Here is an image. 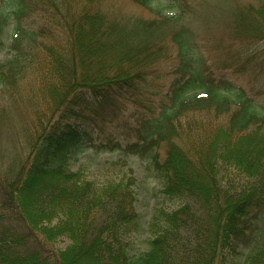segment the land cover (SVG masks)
Returning <instances> with one entry per match:
<instances>
[{
  "label": "trees",
  "instance_id": "trees-1",
  "mask_svg": "<svg viewBox=\"0 0 264 264\" xmlns=\"http://www.w3.org/2000/svg\"><path fill=\"white\" fill-rule=\"evenodd\" d=\"M108 1L0 0V91L25 93L34 117L25 161H0V264H264V104L226 76L240 54L214 69L194 0H134L152 17ZM231 8L226 39L264 42V0ZM128 105L136 124L105 133ZM89 145L150 162L165 202L146 249L134 169L120 157L99 180L73 170Z\"/></svg>",
  "mask_w": 264,
  "mask_h": 264
},
{
  "label": "rangeland",
  "instance_id": "rangeland-1",
  "mask_svg": "<svg viewBox=\"0 0 264 264\" xmlns=\"http://www.w3.org/2000/svg\"><path fill=\"white\" fill-rule=\"evenodd\" d=\"M239 1L243 4V2L250 0ZM236 2L237 0H194V6L192 5L191 13H189L187 19L189 24L206 40V42L202 41L201 43L205 47L215 49V51L211 52V57L214 56L215 58V61L212 62L215 70L218 67L215 63L222 64L221 62L226 56L228 59L232 52L238 51L241 58L229 59L226 62V65L230 64V70L225 72L226 76L237 85L244 87L256 101L264 104V71L262 69L263 66L260 64L262 62L260 54L263 52L264 42L250 43L242 40L241 42L232 43L231 39L228 37L226 39L234 14L231 6ZM106 4L109 9L112 7L115 15L132 17L141 14L145 17L154 16L151 11L140 6L134 0H109ZM163 4L166 5L167 0H164ZM4 56L0 55L2 58ZM174 63L176 64V62ZM242 63L245 64L243 70L236 73L235 71L239 70ZM166 77V82L168 83L169 77ZM29 79L32 80L33 78ZM25 84L26 81L23 84V88L20 89L21 91H24ZM8 93L11 92L8 91ZM22 95L23 97L16 95L14 99H11L10 96L12 95L9 96L0 91V107L7 112L0 121V161L6 167H16L21 160L25 161L29 151L27 141L28 126L34 123V117L29 111L30 104L24 98L25 93ZM159 97L160 95H157L155 99L158 100ZM134 109L133 105H128L122 110V115L118 122L112 117L109 118V122L101 124L102 127H105V133L109 131L118 135L128 133L126 126H134L136 124ZM226 120L225 116L223 122H226ZM88 133L92 134L95 139H99L104 135L100 128L94 127L89 128ZM120 157L127 159L130 167L134 169V176L136 177V207L140 214L141 225L140 231L135 238L134 250L140 251L147 248L148 231L146 232V230L154 207L159 202H165L160 193L161 184L155 179L150 162L136 155H122L118 151L113 153L95 152L92 146L89 145L83 153L76 152L73 154L72 158H70V166L73 170L84 171L88 177L102 179L108 167H110L107 165V161L118 160ZM109 170L118 174L122 173L119 169ZM69 243L70 240L67 237H62L56 242V246L59 249L65 248Z\"/></svg>",
  "mask_w": 264,
  "mask_h": 264
}]
</instances>
